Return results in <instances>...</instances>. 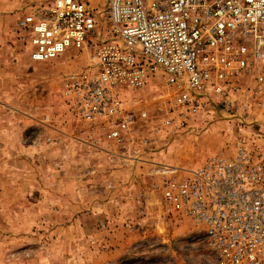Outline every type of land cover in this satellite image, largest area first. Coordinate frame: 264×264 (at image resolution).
<instances>
[{
  "label": "rangeland",
  "instance_id": "1",
  "mask_svg": "<svg viewBox=\"0 0 264 264\" xmlns=\"http://www.w3.org/2000/svg\"><path fill=\"white\" fill-rule=\"evenodd\" d=\"M47 2L0 0V264L212 262L202 232L165 211L156 172L231 157L240 145L264 153L257 72L233 98L186 120L162 99L160 77L128 90V105L143 104L149 118L137 123L124 156L110 155L80 140L64 103L62 80L85 66V55L34 63L23 53L17 22Z\"/></svg>",
  "mask_w": 264,
  "mask_h": 264
},
{
  "label": "built area",
  "instance_id": "2",
  "mask_svg": "<svg viewBox=\"0 0 264 264\" xmlns=\"http://www.w3.org/2000/svg\"><path fill=\"white\" fill-rule=\"evenodd\" d=\"M17 27L30 62L85 55L62 95L80 140L110 155L124 156L149 118L124 94L152 79H162V99L182 120L233 98L250 71L264 85V0H48ZM156 173L165 211L202 232L215 255L208 264H264L263 152L240 145L231 157Z\"/></svg>",
  "mask_w": 264,
  "mask_h": 264
}]
</instances>
